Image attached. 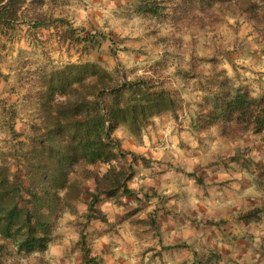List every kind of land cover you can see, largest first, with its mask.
<instances>
[{"label": "crops", "instance_id": "crops-1", "mask_svg": "<svg viewBox=\"0 0 264 264\" xmlns=\"http://www.w3.org/2000/svg\"><path fill=\"white\" fill-rule=\"evenodd\" d=\"M117 1L26 0L14 22L0 25V59L21 53L37 58L38 76L47 68L74 62L79 52L73 54L72 49L86 43L75 40L77 31L94 32L110 9H118ZM5 84L0 79V91ZM23 85V81L15 83L8 93L28 98ZM182 110L183 117L170 113L154 117L141 139L123 126L112 132L120 151L142 159H129L134 172L128 188L133 196L120 195V203H114L99 195L96 207L106 221L90 219L100 231L93 240V255L102 264H264V217L246 220L238 215L241 208L264 205V138L251 131L234 140L212 135L198 129V111L187 119L186 108ZM86 190L95 191L93 187ZM80 198H86L85 194ZM83 205L78 202L79 213L85 212ZM134 207L139 209L132 211ZM63 215L73 220L76 214ZM142 216L153 218L158 231L150 223V228L146 226L154 238L152 247L141 253L136 251L142 233L135 218ZM99 224L111 227L101 230L104 227ZM66 242L55 246L62 248ZM50 261L81 263L79 255L66 249Z\"/></svg>", "mask_w": 264, "mask_h": 264}, {"label": "trees", "instance_id": "trees-1", "mask_svg": "<svg viewBox=\"0 0 264 264\" xmlns=\"http://www.w3.org/2000/svg\"><path fill=\"white\" fill-rule=\"evenodd\" d=\"M25 1L0 0V25L14 22ZM156 2L141 0L135 10L155 15ZM199 2L232 3L264 30V0ZM81 40L99 44L91 35ZM35 99L38 122L32 125L28 145L21 152L25 182L0 158V264H24L22 260L31 255H34L32 264L43 263L40 254L50 242L58 218L66 209H72L84 192L81 181L72 178L77 168L82 178L95 182V191L86 193L90 196L86 220L105 221L95 207L101 200L99 195L107 198L134 195L127 186L132 166L118 162L127 153L119 150L112 132L123 125L132 134H139L153 117L167 112L176 117L180 108V97L170 87L154 84L144 76L131 79L114 76L93 62H68L41 74ZM205 103H210L211 110L205 112L200 107L197 116L200 127L217 119L245 124L239 134L264 129V95L255 98L238 88L227 91L219 87V91L205 98ZM96 163L109 167L103 174L87 167ZM262 211L264 207L252 208L241 218L257 220V213ZM149 222L158 230L153 218ZM79 244L82 260L90 263L93 259L88 257L89 249L82 234Z\"/></svg>", "mask_w": 264, "mask_h": 264}, {"label": "rangeland", "instance_id": "rangeland-1", "mask_svg": "<svg viewBox=\"0 0 264 264\" xmlns=\"http://www.w3.org/2000/svg\"><path fill=\"white\" fill-rule=\"evenodd\" d=\"M140 1L118 0L119 6H116L118 9L113 12H110V9L100 26L97 29L93 28L94 32L83 34L77 31L76 41L91 35L99 41V44L84 43L81 47L73 48V54L79 52L74 62H93L112 72L114 76L125 75L129 79L144 76L150 78L154 84L170 87L180 97L177 115L183 117L182 108L185 107L184 117L186 116L187 119L193 114L194 108L198 112L200 107L205 112L211 110L210 103L204 104V100L213 91H219V87L227 91L238 88L255 98L264 95V30L240 13L236 5L229 2L207 5L199 0H156L157 12L152 15L140 14L135 10ZM36 59L27 57L25 53L0 59V79L6 81L4 89L0 91V158H4L9 163L12 173L23 183L25 178L21 152L28 145L32 125L38 122L35 92L39 86L40 75L45 73L36 75L38 63ZM47 69L46 72L52 68ZM9 70L14 71L9 74L11 72ZM8 78L12 79V82ZM29 80L31 82L27 85ZM19 81L24 82L23 91L28 98H18L8 93L13 89L12 85L15 87V83ZM153 118L139 134L135 135L125 126H120H123L134 138L141 139L143 131L149 128ZM196 122L198 124L197 120ZM198 125V129H205V132L207 130L212 135L217 134L224 139L234 140L246 133L239 134L245 124L236 120L221 122L215 119L203 124V127ZM248 131L258 133L261 139L264 138L261 130ZM124 152L127 154L119 158V163L132 166V161L129 162V159L141 158L133 153L134 158L130 151ZM87 167L103 174L109 165L96 163ZM133 172L132 169V175ZM72 178L81 181L86 198H80L73 203L72 209L64 211L75 213L73 220L63 215L64 212L61 213L50 242L40 254L43 258L42 264H51L52 257L62 255L64 249L66 252L79 255L80 264H86L82 260L79 229L85 232L82 234L85 247L89 249L88 257L93 259L88 264H102L101 260L93 255V240L100 231L85 217L90 201L86 189L92 187L95 189V182L92 178H82L79 168ZM119 197L120 195L111 198L112 202L120 203ZM78 202L86 205L85 212L79 213L82 209L77 208ZM262 207L263 204H258L252 208ZM135 209L138 210L139 207H134L132 211ZM245 209H239L237 212L240 214L237 212L236 214L241 217L248 211ZM257 215L259 218L264 217V211L258 212ZM135 219H137L135 224L142 233V241L136 251L142 253L147 251L146 247H152L150 239L154 238V234L146 231L150 217L147 219L142 216ZM99 227H104L101 230H105L110 229L111 226L99 224ZM154 230L157 233L158 230ZM65 240L68 242L62 248L55 246L56 242ZM111 241V243L115 242ZM54 247L58 250H52ZM151 250L158 252V249ZM33 259L34 255H31L22 261L24 264H32Z\"/></svg>", "mask_w": 264, "mask_h": 264}]
</instances>
